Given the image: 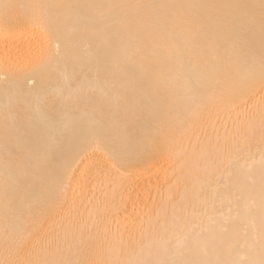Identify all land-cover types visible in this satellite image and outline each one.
Listing matches in <instances>:
<instances>
[{
    "label": "bare ground",
    "instance_id": "6f19581e",
    "mask_svg": "<svg viewBox=\"0 0 264 264\" xmlns=\"http://www.w3.org/2000/svg\"><path fill=\"white\" fill-rule=\"evenodd\" d=\"M0 264H264V0H0Z\"/></svg>",
    "mask_w": 264,
    "mask_h": 264
}]
</instances>
